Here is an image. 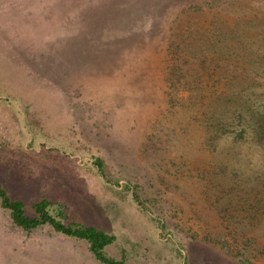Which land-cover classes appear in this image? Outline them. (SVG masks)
Wrapping results in <instances>:
<instances>
[{
	"label": "rangeland",
	"instance_id": "rangeland-1",
	"mask_svg": "<svg viewBox=\"0 0 264 264\" xmlns=\"http://www.w3.org/2000/svg\"><path fill=\"white\" fill-rule=\"evenodd\" d=\"M241 100L264 108V0H0V182L116 234L127 264H264ZM0 264L98 263L0 207Z\"/></svg>",
	"mask_w": 264,
	"mask_h": 264
},
{
	"label": "trees",
	"instance_id": "trees-1",
	"mask_svg": "<svg viewBox=\"0 0 264 264\" xmlns=\"http://www.w3.org/2000/svg\"><path fill=\"white\" fill-rule=\"evenodd\" d=\"M240 66V65H238ZM242 105L235 109H239L238 113L233 116L238 122H246L237 132V140L246 138L247 132L253 131V137L258 143L264 145V108L251 109L247 101L241 100ZM263 107V105H259ZM248 109L250 113L246 116L241 110ZM248 116H250L248 118ZM222 122H228L224 119ZM220 120L217 124L220 125ZM230 123V122H229ZM225 125L224 123H221ZM242 124V123H241ZM263 126V129L261 127ZM95 163L98 165L101 174L106 178L104 170V162L101 158H97ZM106 167V166H105ZM108 179V177L106 178ZM131 195L137 201L140 207H143V200L140 198L137 191L130 188ZM0 207L8 211L11 223L24 230L31 231L35 228L45 225L50 226L55 232H58L68 238L84 240L87 243L89 252L98 264H127L126 260L116 258L110 255L107 247L116 241V234L108 232L94 224H88L80 220L70 219L66 210L65 204L59 201H52L47 197H42L31 204L32 213L28 212L23 199L13 197L10 191L0 182Z\"/></svg>",
	"mask_w": 264,
	"mask_h": 264
}]
</instances>
